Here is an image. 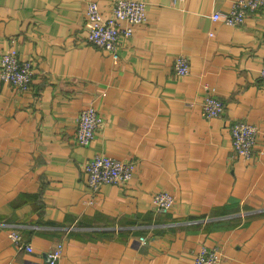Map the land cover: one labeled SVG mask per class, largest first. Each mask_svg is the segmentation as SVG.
Wrapping results in <instances>:
<instances>
[{
	"label": "crops",
	"instance_id": "1",
	"mask_svg": "<svg viewBox=\"0 0 264 264\" xmlns=\"http://www.w3.org/2000/svg\"><path fill=\"white\" fill-rule=\"evenodd\" d=\"M88 1L108 17L113 0H0V59L12 50L33 69L26 92L0 80V264H48L58 244L55 264H193L201 246L221 264H264V9L234 28L211 20L234 0H134L146 22L114 62L87 42ZM207 96L221 117L203 116ZM88 106L103 124L84 147ZM236 121L258 128L251 159L232 150ZM95 154L133 164L129 182L92 192ZM158 192L173 195L170 211L155 210Z\"/></svg>",
	"mask_w": 264,
	"mask_h": 264
},
{
	"label": "built area",
	"instance_id": "2",
	"mask_svg": "<svg viewBox=\"0 0 264 264\" xmlns=\"http://www.w3.org/2000/svg\"><path fill=\"white\" fill-rule=\"evenodd\" d=\"M183 0H171L173 5ZM264 8V0H234L226 14L214 13L211 20L229 27L243 26L250 12ZM85 21L87 26V42L108 52L113 61L118 59V43L120 38H130L133 28L146 22V4L134 0H113L110 3L108 17L102 16L95 2L85 4ZM190 73L188 60L183 55L174 58V74L184 77ZM33 69L29 61H21L15 51H8L0 59V80L13 90L26 92L30 89ZM260 79L264 80V63L260 70ZM203 116L206 119L221 117L224 104L214 96H207L202 102ZM103 122L93 106L83 109L77 118L75 141L80 146H88ZM231 147L234 153L246 160L253 158L258 140V128L244 121H236L231 127ZM134 165L104 154H95L83 167L86 184L92 192L102 185L125 186L132 177ZM157 212H168L174 205V197L168 192H158L152 196ZM9 239L21 250L32 253L30 245L25 244L22 236L16 231L8 233ZM143 242V239H141ZM62 246L56 245L47 254L48 264H55L60 257ZM222 252L214 247L201 246L193 258V264H221Z\"/></svg>",
	"mask_w": 264,
	"mask_h": 264
},
{
	"label": "trees",
	"instance_id": "3",
	"mask_svg": "<svg viewBox=\"0 0 264 264\" xmlns=\"http://www.w3.org/2000/svg\"><path fill=\"white\" fill-rule=\"evenodd\" d=\"M264 9V8H263ZM262 11V9H260L259 11H257V12H250L249 14H251V13H259V12H261ZM17 231V230H16ZM18 233H19V231H17ZM20 234V233H19ZM21 235V234H20ZM22 236V235H21Z\"/></svg>",
	"mask_w": 264,
	"mask_h": 264
}]
</instances>
